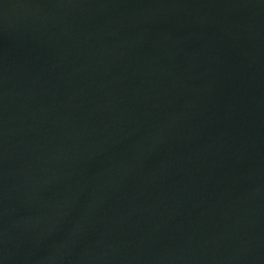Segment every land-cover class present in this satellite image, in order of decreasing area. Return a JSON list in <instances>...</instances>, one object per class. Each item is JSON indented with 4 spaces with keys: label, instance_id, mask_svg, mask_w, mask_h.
I'll list each match as a JSON object with an SVG mask.
<instances>
[{
    "label": "water",
    "instance_id": "95a60500",
    "mask_svg": "<svg viewBox=\"0 0 264 264\" xmlns=\"http://www.w3.org/2000/svg\"><path fill=\"white\" fill-rule=\"evenodd\" d=\"M0 264H264V0H0Z\"/></svg>",
    "mask_w": 264,
    "mask_h": 264
}]
</instances>
